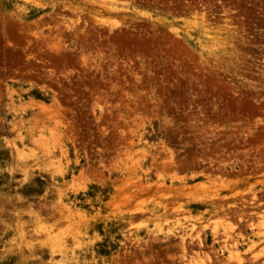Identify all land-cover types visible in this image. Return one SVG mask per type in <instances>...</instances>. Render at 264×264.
<instances>
[{
  "label": "rangeland",
  "instance_id": "374dc122",
  "mask_svg": "<svg viewBox=\"0 0 264 264\" xmlns=\"http://www.w3.org/2000/svg\"><path fill=\"white\" fill-rule=\"evenodd\" d=\"M0 264H264V0H0Z\"/></svg>",
  "mask_w": 264,
  "mask_h": 264
}]
</instances>
